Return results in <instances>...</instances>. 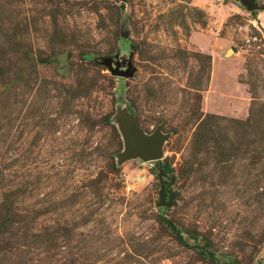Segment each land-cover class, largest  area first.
<instances>
[{
    "label": "rangeland",
    "instance_id": "rangeland-1",
    "mask_svg": "<svg viewBox=\"0 0 264 264\" xmlns=\"http://www.w3.org/2000/svg\"><path fill=\"white\" fill-rule=\"evenodd\" d=\"M248 1L0 0V264H264ZM127 129L162 160L126 159Z\"/></svg>",
    "mask_w": 264,
    "mask_h": 264
},
{
    "label": "water",
    "instance_id": "water-1",
    "mask_svg": "<svg viewBox=\"0 0 264 264\" xmlns=\"http://www.w3.org/2000/svg\"><path fill=\"white\" fill-rule=\"evenodd\" d=\"M255 0H249L247 2L248 10L251 14L256 9ZM109 70L114 76L121 78H130L133 75V68L130 65L129 59H122L117 61H112L111 59H106ZM125 139L127 142V151L125 153V158L130 159L133 157H141L145 162H157L162 160V150L161 146L164 141L162 135L154 133L150 137H145L142 134L132 136L128 133V129L124 132ZM160 206L169 208L172 205V199L168 201L165 199V193L162 191L160 197Z\"/></svg>",
    "mask_w": 264,
    "mask_h": 264
}]
</instances>
